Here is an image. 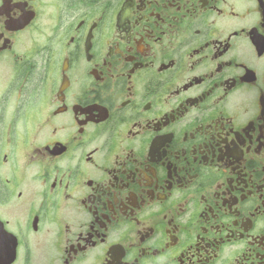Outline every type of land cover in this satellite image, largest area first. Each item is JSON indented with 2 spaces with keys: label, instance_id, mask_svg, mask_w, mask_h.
Returning a JSON list of instances; mask_svg holds the SVG:
<instances>
[{
  "label": "flooded vegetation",
  "instance_id": "obj_1",
  "mask_svg": "<svg viewBox=\"0 0 264 264\" xmlns=\"http://www.w3.org/2000/svg\"><path fill=\"white\" fill-rule=\"evenodd\" d=\"M0 264H264V0H0Z\"/></svg>",
  "mask_w": 264,
  "mask_h": 264
}]
</instances>
